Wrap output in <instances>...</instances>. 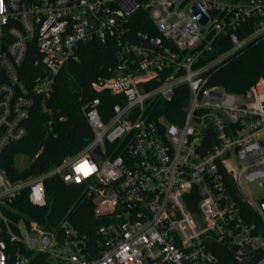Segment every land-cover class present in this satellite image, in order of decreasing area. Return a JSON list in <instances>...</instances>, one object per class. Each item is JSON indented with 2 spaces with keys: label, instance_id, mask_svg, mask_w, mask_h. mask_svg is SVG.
I'll list each match as a JSON object with an SVG mask.
<instances>
[{
  "label": "built area",
  "instance_id": "2783aa9c",
  "mask_svg": "<svg viewBox=\"0 0 264 264\" xmlns=\"http://www.w3.org/2000/svg\"><path fill=\"white\" fill-rule=\"evenodd\" d=\"M0 3V155L28 135L37 105L50 128L67 119L48 102L83 43L113 42L111 73L92 90L120 97L104 118L100 96H81L93 135L77 154L16 180L0 167V264H221L217 246L236 264H264V77L241 93L209 84L218 64L264 36V0ZM220 37L230 46L208 59ZM183 86L188 104L169 121L162 103ZM51 176L82 186L105 222L92 232L67 216L51 228L10 219L24 191L47 203Z\"/></svg>",
  "mask_w": 264,
  "mask_h": 264
},
{
  "label": "trees",
  "instance_id": "16d2710c",
  "mask_svg": "<svg viewBox=\"0 0 264 264\" xmlns=\"http://www.w3.org/2000/svg\"><path fill=\"white\" fill-rule=\"evenodd\" d=\"M144 16L147 17L145 14ZM147 26L145 23L138 24V28L142 29H146ZM151 30L156 33L152 27ZM229 46L227 38H217L214 51L208 59L214 58ZM80 54L79 59L60 74L52 98L48 102L55 111L60 110V113L66 115L67 119L65 121L56 119L50 128L48 125L50 115L43 112L40 105L35 107L28 123V135L9 144L0 155V167L6 171L9 179L16 180L44 173L64 157L81 151L93 135L80 110L81 96H100V111L104 118H108L114 103L120 101L119 96L109 92L98 93L92 90V82L99 74L108 76L111 73L110 68L114 65L116 56L113 42L101 43L93 40L83 43ZM261 77H264V36L218 64L211 73L209 84L241 93ZM176 91L172 102L162 103L161 113L169 121L179 123L180 115L184 114L188 104L190 91L186 86ZM18 154L29 155L32 159L31 164L18 169L15 165ZM81 189L82 186L67 184L60 177L51 176L45 179L47 198L45 205L31 203L27 191H24L13 199L10 210L6 211L10 219L15 221L21 217L27 221L33 219L46 228L58 225L67 216L76 226L93 232L105 220L96 216L95 205L91 199L81 197ZM190 208H193L191 203ZM216 252L221 264H236L232 254L224 247L217 246Z\"/></svg>",
  "mask_w": 264,
  "mask_h": 264
},
{
  "label": "rangeland",
  "instance_id": "374dc122",
  "mask_svg": "<svg viewBox=\"0 0 264 264\" xmlns=\"http://www.w3.org/2000/svg\"><path fill=\"white\" fill-rule=\"evenodd\" d=\"M31 162H32V159L29 157V155L18 154L15 158V165L18 169H23L29 166Z\"/></svg>",
  "mask_w": 264,
  "mask_h": 264
},
{
  "label": "clouds",
  "instance_id": "9594fccd",
  "mask_svg": "<svg viewBox=\"0 0 264 264\" xmlns=\"http://www.w3.org/2000/svg\"><path fill=\"white\" fill-rule=\"evenodd\" d=\"M4 11V9H3V7H2V3H0V12H3ZM83 165V169L84 170H87L88 169V164H87V162H85L84 164H82ZM35 198H36V200H40V198H41V189L40 188H36L35 189Z\"/></svg>",
  "mask_w": 264,
  "mask_h": 264
},
{
  "label": "water",
  "instance_id": "95a60500",
  "mask_svg": "<svg viewBox=\"0 0 264 264\" xmlns=\"http://www.w3.org/2000/svg\"><path fill=\"white\" fill-rule=\"evenodd\" d=\"M192 11H194V12H199V11H201V8L197 5V4H194L193 6H192ZM200 19H201V22L202 23H205L207 20H208V17H207V15H205L204 13H202L201 15H200Z\"/></svg>",
  "mask_w": 264,
  "mask_h": 264
},
{
  "label": "snow or ice",
  "instance_id": "6c2138e0",
  "mask_svg": "<svg viewBox=\"0 0 264 264\" xmlns=\"http://www.w3.org/2000/svg\"><path fill=\"white\" fill-rule=\"evenodd\" d=\"M76 170H77L78 172L84 170V169H83V165L78 166Z\"/></svg>",
  "mask_w": 264,
  "mask_h": 264
}]
</instances>
